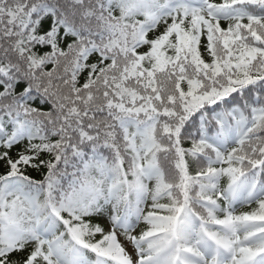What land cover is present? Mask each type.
I'll return each mask as SVG.
<instances>
[{"label":"snow or ice","instance_id":"snow-or-ice-1","mask_svg":"<svg viewBox=\"0 0 264 264\" xmlns=\"http://www.w3.org/2000/svg\"><path fill=\"white\" fill-rule=\"evenodd\" d=\"M0 264H264V0H0Z\"/></svg>","mask_w":264,"mask_h":264}]
</instances>
